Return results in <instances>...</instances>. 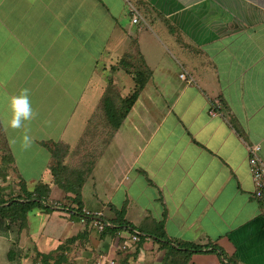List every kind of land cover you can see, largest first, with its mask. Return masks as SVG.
Here are the masks:
<instances>
[{
    "label": "crops",
    "instance_id": "obj_1",
    "mask_svg": "<svg viewBox=\"0 0 264 264\" xmlns=\"http://www.w3.org/2000/svg\"><path fill=\"white\" fill-rule=\"evenodd\" d=\"M132 62L150 74L85 179L84 211L124 207L132 224L161 221L168 237L207 244L188 264H264L247 149L258 145L264 162V0H0V125L18 176L30 189L47 179L41 142L75 148L63 135L84 124L80 139L105 117L110 83L121 97L133 91ZM24 90L33 118L12 137L10 100ZM65 212L50 213L60 229L41 231L39 251L82 228ZM113 240L94 230L85 246L112 255Z\"/></svg>",
    "mask_w": 264,
    "mask_h": 264
},
{
    "label": "trees",
    "instance_id": "obj_2",
    "mask_svg": "<svg viewBox=\"0 0 264 264\" xmlns=\"http://www.w3.org/2000/svg\"><path fill=\"white\" fill-rule=\"evenodd\" d=\"M124 59L125 60L127 59ZM128 66L125 65L124 68ZM125 68V70H126ZM133 74V80L135 86L133 91L122 97L121 105L115 107L114 105H103L105 116L109 122L108 127L111 128L109 137L106 140L99 141L101 143L99 153L96 154L93 150L83 151L82 161L72 169L66 167L64 158L70 152L78 149L83 145H87V137L92 133V127H89L84 131L83 135L79 139L77 146L70 149L69 145L62 141L46 140L41 144L50 153V163L47 166V179L38 180L30 189L27 187V183L19 177V180L23 182V185L18 186L16 193L12 194L8 189L0 192V221L6 222L4 229L10 230L11 225L17 223L20 229L27 228L28 213L34 209L39 208L44 213H51L55 209H63L70 214V217L76 218L81 222L82 228L63 239L59 244L48 252L36 253L37 260L41 264H63L69 261L68 254L73 246L79 247L87 243L90 233L94 230H98V222L102 224V229L99 231L100 236H111L118 243V252L127 251L130 247L134 246L135 253H138L140 248L143 247L145 242L152 243L157 250H163L164 263L165 264H188L193 253L201 252L203 249H207L206 245H200L189 241H180L171 237L165 232L163 223L161 221H144V223L135 225L126 220L124 217L125 209L121 207L117 209L114 206H110L112 212L111 217H104L103 215H95L90 212H86L83 209L81 201V189L85 182L86 177L91 173L92 168L99 157L102 148L110 140L113 131L119 127L122 120L128 114L131 106L137 99L140 91L145 85L147 78L150 74L149 70L145 66ZM128 71V70H126ZM111 85V83L109 84ZM104 101V100H103ZM89 139V137H88ZM92 142V141H91ZM98 144V143H96ZM9 160L13 161L12 156L9 154ZM54 187H58L65 192V197L68 199V203H51V193ZM83 219V221H81ZM120 231L126 233H137L138 240L123 247L126 242V238L119 236ZM219 249L216 245H211L209 250ZM27 251H29L27 249ZM13 252L11 249L7 252L9 257ZM223 256V260H227L223 252H220ZM26 255V253H25ZM14 256L9 260H13Z\"/></svg>",
    "mask_w": 264,
    "mask_h": 264
},
{
    "label": "rangeland",
    "instance_id": "obj_3",
    "mask_svg": "<svg viewBox=\"0 0 264 264\" xmlns=\"http://www.w3.org/2000/svg\"><path fill=\"white\" fill-rule=\"evenodd\" d=\"M141 66V63L132 62L130 63V65H128L127 68H125L126 70H128V72H132L135 75L138 71L141 72V70L143 69L141 68ZM0 77H5L4 70L0 72ZM13 78L14 82L16 79H18L17 77ZM126 90L127 87L123 90V93H125ZM19 95L21 94L19 93L16 96ZM122 99L123 98L119 94L115 85L111 84L109 85L108 90L104 95L102 106H107L110 104L118 107L121 105ZM107 124H109V122L106 116L100 119H95L93 121L92 129H90L92 130V133L90 134V136H88L89 139L87 137V145H84V149L82 145L78 149L70 152L65 156L64 162L66 163V167L68 169L74 168L82 161L83 151L87 150L88 152L89 150H93L94 153H99L101 145L99 141L106 140L111 132V128H109ZM83 129L84 124L81 125L79 131L74 130L73 134H65L63 136L67 140H69L70 145H74L78 142L79 136ZM15 132H17L16 129H14V132H12V137L18 135L15 134ZM19 141L20 143L24 142L23 140ZM9 159V151H7L6 140L2 133V128L0 125V192L2 191L3 195L7 193L5 191L6 189L14 194L16 193L15 191L18 189V186L23 185V182L19 180L17 171H15V166L17 165L13 164V162H11V160ZM21 160L22 157H20V155H17V164H19ZM20 167L21 166H19V168ZM58 190L59 194L53 193L50 195L51 203L54 204L56 202L61 203L62 205L68 203V199L65 197V192L57 187V191ZM35 209L38 210L36 211L37 216L30 217L31 223L28 236H24V230L20 229L19 231V226L17 223L12 224L11 229L6 231L4 229L6 222L0 221V264H41L37 260L34 261L35 257H37V259L39 260V257L36 256V253L48 252L51 250L48 249V251H39L38 248H36L34 241L37 240L42 230L50 231L51 229H53L54 225L56 226V228L60 229V219L58 218L59 216L55 214L44 213L39 208ZM56 210L58 213H60L59 215L61 216V213L65 212V210L63 209ZM71 219L72 220H68L71 221L69 222L70 225L77 227L78 221L76 220V218L72 217ZM124 235L127 236V233H124ZM30 237L31 239H33V241H31ZM112 242L116 248V252L112 255H109L111 251H109L108 248H106V250H103L102 248H96L98 246L92 248H87L85 245L84 247L82 246V248L81 246H73L71 250L66 253L68 254L69 261L63 264H165L163 250H157L155 246L154 248H140L138 253H135L136 248L134 246L130 247L127 251L118 252V243L114 240ZM9 249H11L13 253L9 257H7V252ZM27 249L29 251H27ZM12 256H14L13 260H9L10 258H12Z\"/></svg>",
    "mask_w": 264,
    "mask_h": 264
},
{
    "label": "built area",
    "instance_id": "obj_4",
    "mask_svg": "<svg viewBox=\"0 0 264 264\" xmlns=\"http://www.w3.org/2000/svg\"><path fill=\"white\" fill-rule=\"evenodd\" d=\"M131 12L135 11L134 8L131 7ZM139 16L135 12V15L132 16V22H138ZM183 74H180L182 77ZM213 110V109H212ZM215 110V109H214ZM213 114L214 111H211ZM248 162L251 170L252 181L254 185L253 194L256 198L261 200V205L264 207V162L258 155L259 146L258 145H248ZM83 221V219H81ZM102 229V224L98 222V231ZM119 236L125 237L126 242L124 243L123 247H125L129 242L133 243L138 240L137 233H127V236L124 235V231L119 232Z\"/></svg>",
    "mask_w": 264,
    "mask_h": 264
},
{
    "label": "clouds",
    "instance_id": "obj_5",
    "mask_svg": "<svg viewBox=\"0 0 264 264\" xmlns=\"http://www.w3.org/2000/svg\"><path fill=\"white\" fill-rule=\"evenodd\" d=\"M10 110L12 117L9 121V127L12 129H19L22 126V121H28L33 118V110L27 97V90L19 95L12 97L10 100ZM24 146L30 144V138L25 135L23 137Z\"/></svg>",
    "mask_w": 264,
    "mask_h": 264
}]
</instances>
